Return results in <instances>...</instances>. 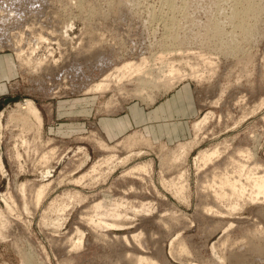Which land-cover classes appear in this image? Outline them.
Wrapping results in <instances>:
<instances>
[{
	"label": "rangeland",
	"instance_id": "obj_1",
	"mask_svg": "<svg viewBox=\"0 0 264 264\" xmlns=\"http://www.w3.org/2000/svg\"><path fill=\"white\" fill-rule=\"evenodd\" d=\"M36 1L0 0V35L7 37L21 28L27 15L25 25L29 21L34 30L26 31L21 43L29 48L38 33L49 40L40 42L31 54L34 61L45 62L34 72L32 66L18 60L12 45L0 50V264H24L26 259L32 264H132L136 255L152 258L158 264H264V248L263 257L252 255L253 263L248 260L252 256L235 262L231 254L242 247L246 249L243 245L251 244V240L254 246L263 247L264 217L259 210L264 209V201L251 200L246 192L235 204L232 198H215L211 193L215 189L210 188L216 183L211 181L214 173L227 169L232 175L226 156L235 157L255 176L264 174V0H253L257 15V19L252 18L256 21L251 20L253 34L247 37L237 30L240 38L233 51L224 50L223 41L218 40L220 45L211 31L203 30V25L216 21L225 31L232 29L228 17L231 0H43L44 7L38 13ZM167 1L175 9L169 10ZM216 7H221L227 16L220 8L214 10ZM64 23L70 29L63 28ZM66 29L68 35L64 36ZM164 29L175 34L176 42L169 40V31ZM86 42L90 46L87 51ZM91 48L108 59L92 65ZM81 49L83 53L79 54ZM162 53L180 68L187 69V63L198 64L194 69L198 77H186L169 91L159 81L153 85L144 80L143 84L134 78L132 82L124 80L119 85L121 89L117 88L120 91L112 88L102 95L72 91L82 81L99 78L101 69H111L123 60L138 61L144 57L155 68V64L160 65L157 55ZM73 63H80L83 72L72 71L69 65ZM43 76L46 85L33 81ZM48 85H52L53 95L43 92ZM178 86H182L180 98L187 104L188 122L182 124L185 133L180 134L184 140L158 142L140 130H132L121 138H115L116 134L106 137L104 119L120 115L132 102L149 106L153 101L146 98L158 100ZM138 87L146 92L142 96L144 102L129 93ZM109 98L112 103L107 106ZM26 99L40 110L42 125L30 120L20 126L9 120L10 112L17 108L15 103ZM177 109H182V105ZM204 117L195 139L187 142L194 138V121ZM92 131L111 148L96 147L89 139ZM134 134L142 138L140 143L112 148L116 141ZM146 137L149 142L144 141ZM179 143L183 149L177 148ZM48 148L54 150L50 152ZM214 149L217 153L211 162L203 165L197 161L200 150L210 153ZM46 150L51 159L43 167L40 155ZM179 150H184L183 157L175 161L170 152ZM141 164L147 165L146 172L132 173ZM81 175L84 179L78 182ZM240 181L245 182L244 177ZM21 183H27L24 195L18 189ZM41 185L46 186L44 195L36 204L32 192ZM178 186L183 189L176 194ZM96 200H101L105 209L118 204V226L101 228L87 222ZM59 203L66 204L62 211L55 210ZM79 238L80 245L75 247Z\"/></svg>",
	"mask_w": 264,
	"mask_h": 264
},
{
	"label": "bare ground",
	"instance_id": "obj_2",
	"mask_svg": "<svg viewBox=\"0 0 264 264\" xmlns=\"http://www.w3.org/2000/svg\"><path fill=\"white\" fill-rule=\"evenodd\" d=\"M4 1V0H3ZM49 0H47V2H48ZM55 1V0H54ZM53 1V2H54ZM128 1V0H127ZM169 1V0H168ZM167 1V3H168V6H169V10H170V8H172V7H174L173 5V3L171 2V3H169ZM209 1V0H208ZM212 1V0H211ZM218 1V0H217ZM228 1H230V0H228ZM232 1V7L230 8V12H229V15H228V17H229V23L232 25V26H230V27H232V29L230 30V31H225L221 26H220V22L218 23V21H216V22H210L211 24L209 25V23L207 24V26L205 27L204 25H203V27L205 28V29H203V30H206L208 33L211 31L212 32V34H213V36H216L217 37V41L218 40H220V42L221 41H223L222 43H223V45L226 47H224V50L225 49H230L231 50V48H232V51H233V48H235V46L238 44V38H240L239 36H237V34H236V31L238 30V31H240V32H242V34H244V35H246L247 37L248 36H251L252 34H253V29L255 28V27H253V24L251 23V20H252V18L254 17V16H257L256 14H255V10H256V5L254 4V2L255 1H253V0H231ZM230 1V2H231ZM36 2H38V4H39V7L38 8H35V11L38 13V12H40L39 10H42L43 9V7H44V5H43V0H37ZM59 2V1H58ZM72 2V1H71ZM107 2V1H106ZM131 2V1H130ZM185 2V1H184ZM187 2H188V0H187ZM219 2V1H218ZM226 2H227V0H226ZM60 3V2H59ZM69 3V2H68ZM109 3V2H108ZM111 3V2H110ZM109 3V4H110ZM136 3V2H135ZM203 3V2H202ZM209 3V2H208ZM214 2H212V4H213ZM217 3V2H216ZM215 3V4H216ZM223 3H224V1H223ZM63 4V3H62ZM81 4V3H80ZM90 4V3H89ZM107 4V3H106ZM109 4L107 5V6H109ZM123 4V3H122ZM130 4H132V3H130ZM173 4V5H172ZM218 4V3H217ZM78 5H79V3H78ZM111 5H112V3H111ZM187 5V4H186ZM186 5H185V7H186ZM191 5V4H190ZM207 5V4H206ZM219 5V4H218ZM217 5V6H218ZM0 6H1V4H0ZM65 6H67V5H65ZM81 6V5H80ZM117 6H119V5H117ZM196 6V5H195ZM210 6V5H209ZM46 7V6H45ZM82 7V6H81ZM96 7V6H95ZM99 7V6H98ZM166 7V6H165ZM176 7V6H175ZM175 7L173 8V9H175ZM183 7V6H182ZM192 7V6H191ZM198 7H199V5H198ZM64 8V7H63ZM67 8V7H66ZM112 8H114V7H112ZM179 8V7H178ZM177 8V9H178ZM181 8V7H180ZM220 9H221V7H219ZM219 8H215L214 10H218ZM65 9V8H64ZM94 9V8H93ZM97 9V8H96ZM153 9V8H152ZM172 9V10H173ZM204 9V8H203ZM206 9V8H205ZM219 9V10H220ZM257 9H259V8H257ZM84 10V9H83ZM89 10V9H88ZM91 10V9H90ZM108 10V9H107ZM126 10V9H125ZM191 10V8H189V11ZM222 10V9H221ZM227 10V9H226ZM225 10V11H226ZM85 11V10H84ZM104 11V10H103ZM210 11V10H209ZM224 10H222L221 12L222 13H225V12H223ZM110 12V11H109ZM108 12V13H109ZM117 12V11H116ZM115 12V13H116ZM163 12V11H162ZM172 12V11H171ZM187 12V11H186ZM213 12V11H212ZM216 13H217V11H215ZM219 12V11H218ZM79 13V12H78ZM85 13V12H84ZM83 13V14H84ZM101 13V12H100ZM151 13H152V11H151ZM155 13V12H154ZM173 13V12H172ZM214 13V12H213ZM222 13L220 14V15H222ZM257 13H258V11H257ZM89 14V13H88ZM114 14V13H113ZM117 14H119V12H117ZM153 14V13H152ZM171 14V13H170ZM174 14V13H173ZM182 14V13H181ZM191 14V13H190ZM206 14V13H205ZM227 13H225V15H226ZM82 15V14H81ZM101 15H102V13H101ZM166 15V14H165ZM179 15V14H178ZM184 15V14H183ZM182 15V16H183ZM186 15V14H185ZM211 15V14H210ZM85 16V15H84ZM83 16V17H84ZM98 16V15H97ZM227 16V15H226ZM155 17V16H154ZM166 17V16H165ZM186 17V16H185ZM215 17V16H214ZM227 17V18H228ZM250 17V18H249ZM64 18V17H63ZM89 18V17H88ZM153 18V17H152ZM160 18H162V17H160ZM202 18V17H201ZM205 18V17H204ZM213 18V17H212ZM211 18V19H212ZM254 18H256V17H254ZM26 19H28V17H27V15H25L24 16V22L22 23V27L21 28H19L18 30H15L11 35H9V36H5V34L3 33V34H1L0 35V50L2 49L3 50V48H7V46H11L12 45V48L13 49H11L12 51L13 50H15V55H16V57L18 58V60H20V61H22L23 63H25L26 65H30V66H32L33 67V69H32V71L34 72V71H36L38 68H41L42 66H43V64L45 63L42 59H38L37 61H34L35 59H32L31 58V54H33L34 52H35V49L36 48H38V46H39V43L40 42H43V41H45V42H47V40H48V38L47 37H45L42 33H38L37 34V36H35V38L33 39V41H32V45L30 46V44H29V48H27L26 46L27 45H25V44H23V43H21V42H23V40H24V38H25V32L26 31H30V29H32V30H34L31 26V24H30V22L28 21V23L25 25V23H26ZM35 19H39V18H35ZM80 19V18H79ZM87 19V18H86ZM171 19V18H170ZM174 20H175V18H173ZM210 19V20H211ZM249 19V20H248ZM257 19V18H256ZM172 20V19H171ZM174 20H172V21H174ZM206 20H208V19H206ZM224 20V19H223ZM248 20V21H247ZM255 20V19H254ZM254 20H252L253 22H254ZM170 21V20H169ZM192 21V20H191ZM226 21V20H225ZM256 21V20H255ZM65 22V21H64ZM162 22V21H161ZM165 22V21H164ZM209 22V21H208ZM222 22V21H221ZM69 23V22H68ZM68 23L67 24H65L64 26H63V28H67L69 25H68ZM72 23V22H71ZM71 23H70V25H71ZM87 23H88V21H87ZM92 23V22H91ZM172 23V22H171ZM186 23V22H185ZM206 23V22H205ZM204 23V24H205ZM260 23V22H259ZM166 24L169 26V23H167L166 22ZM197 24V23H196ZM203 24V23H202ZM162 25H163V23H162ZM165 25V24H164ZM166 25V26H167ZM172 25V24H171ZM228 25V24H227ZM92 26V25H91ZM167 26V27H168ZM176 26V25H175ZM256 26H257V24H256ZM93 27V26H92ZM170 27V26H169ZM225 27V26H224ZM172 28V27H171ZM228 28V27H227ZM69 29H70V26H69ZM173 29H175V28H173ZM181 29V28H180ZM179 29V30H180ZM165 30V29H164ZM178 30V31H179ZM52 31H53V29H52ZM66 31H67V29L66 30H64L63 31V33H64V36H67L68 34L66 33ZM165 31H169L168 29L167 30H165ZM258 31V30H257ZM60 32L62 33V31L60 30ZM87 32V31H86ZM170 32H171V30L168 32V35L167 36H169V40L171 41H173V40H175V42H176V40L177 39H175V34H174V36L173 35H171L170 34ZM189 32V31H188ZM199 32V31H198ZM91 33V32H90ZM191 33V32H190ZM202 33V32H201ZM205 33V32H204ZM238 33V32H237ZM86 33H84V35H85ZM240 34V33H239ZM61 36H62V34H60ZM93 35V34H92ZM162 35H163V33H162ZM205 36H207L206 34H204ZM191 36V35H190ZM243 36V35H242ZM4 37H6L5 39H1V38H4ZM84 37V36H83ZM88 37V36H87ZM90 37H92L91 36V34H90ZM176 37H177V35H176ZM179 37H181V36H179ZM185 37V36H184ZM197 37V36H196ZM207 37H209V36H207ZM255 37V36H254ZM160 38V37H159ZM162 38V37H161ZM165 38H166V36H165ZM190 38V37H189ZM199 38V37H198ZM203 38V37H202ZM213 37H211L210 39H212ZM242 38V37H241ZM88 39V38H87ZM182 39V38H181ZM205 39V38H204ZM244 39V38H243ZM185 40V39H184ZM194 40V39H193ZM247 40V39H246ZM256 40V39H255ZM49 41V40H48ZM82 41H84V40H82ZM157 41V40H156ZM187 41V40H186ZM214 41V40H213ZM252 41H253V37H252ZM88 42V41H87ZM87 42H86V46L84 47V45H83V47L86 49V51H87V48L86 47H88L89 46V43L87 44ZM93 42V41H92ZM180 42V41H179ZM182 42V41H181ZM180 42V43H181ZM184 42V41H183ZM190 42H191V39H190ZM207 42H209V41H207ZM214 42H216V40L214 41ZM219 42V41H218ZM219 42V44L220 45H222V43H220ZM241 42V41H240ZM21 43V44H20ZM44 43V42H43ZM94 43V42H93ZM161 43V42H160ZM168 43V42H167ZM248 43V42H247ZM95 44V43H94ZM97 44V43H96ZM164 44V43H163ZM178 44V43H177ZM190 44V43H189ZM202 44V43H201ZM215 44V43H214ZM249 44V43H248ZM24 45V46H23ZM41 45V44H40ZM91 46H92V44H90ZM154 45V44H153ZM182 45V44H181ZM196 45V44H195ZM205 45H207V44H205ZM81 46V45H80ZM96 46V45H95ZM97 46H100V45H97ZM90 47V46H89ZM93 47V46H92ZM155 47V46H154ZM160 47V46H159ZM200 47V46H199ZM198 47V48H199ZM202 47V46H201ZM208 47V46H207ZM206 47V48H207ZM220 47V46H219ZM218 47V48H219ZM244 47V46H243ZM203 48V47H202ZM217 48V49H218ZM222 48V47H221ZM237 48V47H236ZM239 48V47H238ZM241 48V47H240ZM9 49V48H8ZM83 49V48H82ZM81 49V50H82ZM92 49V48H91ZM90 49V50H91ZM95 49V48H94ZM98 49V48H97ZM100 49V48H99ZM168 49V48H167ZM176 49V48H175ZM179 49H181V48H179ZM204 49V48H203ZM212 49V48H211ZM220 49V48H219ZM81 50H80V52H78L79 54L80 53H83V50H82V52H81ZM89 50V49H88ZM164 50V49H163ZM216 50V49H215ZM228 50H227V52H228ZM234 50H236V49H234ZM241 50H242V48H241ZM92 51H93V49H92ZM218 51V50H217ZM240 51V50H239ZM14 52V51H13ZM91 52V51H90ZM90 52L88 53V54H90ZM94 52H96L97 54L95 55H93V53ZM157 52V51H156ZM164 52V51H163ZM182 52V51H181ZM222 52V51H221ZM245 52V51H244ZM102 53V52H101ZM101 53H99L97 50H94L92 53H91V55H88V56H91V59H90V61H93L92 62V65H94V64H96V63H98V64H101V63H103L104 62V59H108V58H106V57H104V55L102 54L101 55ZM161 53V52H160ZM172 53V52H171ZM174 53V52H173ZM172 53V54H173ZM224 53V52H223ZM234 53V52H233ZM232 53V54H233ZM246 53V52H245ZM51 54V53H50ZM86 54V53H85ZM100 54V55H99ZM157 54V53H156ZM166 54H170V51L169 52H167ZM175 54H176V52H175ZM226 54V53H225ZM236 54V53H235ZM248 54V53H247ZM84 54H82V56H83ZM87 55V54H86ZM167 55V56H168ZM230 55V54H229ZM250 55V54H249ZM74 56V55H73ZM72 56V57H73ZM79 56H81V55H79ZM88 56L86 57L85 56V58H88ZM152 56V55H151ZM157 56H159V57H157ZM156 57H157V60H159V66H157L156 67V64H155V68H154V66H152L151 65V67L148 65V60H146L144 57H141V59L140 60H138V61H131V60H123L122 62H118V63H116L115 65H113L112 67H111V69H108V68H106V70L105 69H101V72H103L101 75H100V77L99 78H97V79H91V81L89 80V81H87V82H85V81H82L81 83H80V85H79V87L77 88V89H75V90H72V91H74V92H76V93H85V94H89V93H92V94H95V93H99V94H104V93H106V92H108V91H110V90H112V88L113 89H117V88H120L121 86H122V82L125 80H130L131 82H132V80H133V78H134V81L135 80H141V81H139V83L140 82H146V81H149V82H151L152 81V83L153 82H157V81H159L160 82V86H162V88H164L165 89V91H169L171 88H173L174 86H176L178 83H180L182 80H184L186 77H198V73H197V71H195L194 69L198 66V64L196 65V66H194L193 64H190V63H187V69H184V68H180L179 66H176L175 64L176 63H173V61H169L165 56H164V54L162 53V55L161 54H159V55H157ZM75 57V56H74ZM155 57V56H154ZM242 57V56H241ZM75 58H77V57H75ZM80 58V57H79ZM237 58V57H236ZM243 58V57H242ZM74 59V58H73ZM73 59H71V60H73ZM81 59V58H80ZM89 59H84V60H86V61H89ZM154 59H156V58H154ZM250 59H251V57H250ZM70 60V61H71ZM78 60V59H77ZM75 61V59H74V61L75 62H78V61ZM82 60H83V58H82ZM175 60V59H174ZM207 60V59H206ZM240 60V59H239ZM246 60H248L249 61V58L248 59H246ZM252 60V59H251ZM85 61V62H86ZM204 61V60H203ZM241 61V60H240ZM247 61V62H248ZM34 62V63H33ZM73 62V61H72ZM155 62V61H154ZM176 62V61H175ZM239 62V61H238ZM242 62V61H241ZM250 62V61H249ZM84 63V62H83ZM156 63V62H155ZM205 63H207V62H205ZM150 64V63H149ZM152 64H154V63H152ZM245 64V63H244ZM248 64V63H247ZM19 66H21L20 65V63L18 64ZM207 65H209V66H211V62H209L208 61V64ZM29 66V67H30ZM242 66V65H241ZM69 67H70V69L72 70V71H74L75 73H79V72H83L82 71V67H81V65H80V63L78 64H74L73 63V65H69ZM24 67H22V68H18V69H23ZM28 68V67H27ZM49 68V67H48ZM45 69H47L46 67H45ZM192 69V70H191ZM25 70H23V72H24ZM31 71V72H32ZM47 71H48V69H47ZM51 71H52V69H51ZM50 71V72H51ZM54 71V70H53ZM52 71V72H53ZM156 71V75H154L153 74V72H155ZM22 72V71H21ZM20 72V73H21ZM28 72V71H27ZM30 72V73H31ZM52 74V73H51ZM50 73H49V75H51ZM64 77H65V70H64ZM48 75V74H47ZM55 76H57V74H55ZM138 78H137V77ZM49 76H47V78H48ZM63 77V78H64ZM136 77V78H135ZM45 78H46V76H43V77H41V78H39L38 80L36 79V80H33V81H35L36 83H37V85H39V86H42V85H46L47 83H46V81H45ZM52 79L54 80V77H52ZM144 80H146V81H144ZM34 83V82H33ZM134 83V82H133ZM54 84L55 85H57L58 86V82H54ZM123 84H124V82H123ZM127 84V83H126ZM128 84H129V82H128ZM131 84V83H130ZM144 84V83H143ZM147 84H148V82H147ZM157 83H153V85H156ZM32 85H35V84H32ZM119 85H121V86H119ZM137 85V84H136ZM141 85V84H140ZM49 86V88H47V89H44V93H46L47 95H50V94H52V93H55V91H51V87H52V85H48ZM118 86V87H117ZM146 86V85H145ZM136 88H137V86H136ZM134 89V90H130L129 91V93L131 94V96L133 97V99H140V101H142V102H144V100H145V98L143 97L142 98V96L144 95V93H146V92H144V90L143 89H141L140 87H138V88H140V89ZM157 88V87H156ZM121 89V88H120ZM124 89V88H123ZM122 89V91H123V93H126V92H124V90ZM81 90H83L82 92H78V91H81ZM117 90H119V89H117ZM160 90V89H159ZM51 91V92H50ZM120 91V90H119ZM126 91V90H125ZM123 93H122V95H123ZM148 94V93H147ZM152 94V93H151ZM53 95V94H52ZM127 95H128V93H127ZM154 95V94H153ZM163 95V94H162ZM149 96V95H148ZM147 96V97H148ZM114 97V96H113ZM150 97V96H149ZM146 98V99H148L149 100V102H150V99H151V101H156V100H153V98ZM154 97V96H153ZM146 103V104H151V103H153V102H151V103ZM110 103H112V100H111V98H109L108 100H107V106L110 104ZM16 104V106H17V108H16V110H14L12 113L10 112V114H9V120L10 121H15V122H19L18 123V125L21 123H23L25 126H26V124H28V122L31 120V121H34V123L37 125V126H39V125H42L41 123H42V116H41V113H40V110L39 109H37V107L35 106V104L33 103V101L32 100H28V99H26V100H24V101H21V102H16L15 103ZM120 107H121V110H122V108H123V106L122 105H120ZM97 111V110H96ZM109 114V113H108ZM205 118L206 117H204V118H202V119H200V120H195L194 121V123H193V125H192V127H193V129H194V138H191V139H189L187 142H191V141H193L194 139H195V137H196V134H195V132L197 131V130H199L200 129V126L202 125V123H203V121L205 120ZM21 124H20V126H21ZM34 126V125H33ZM20 129H22V127H20ZM23 130V129H22ZM96 133V134H95ZM143 136V135H142ZM89 139L92 141V143L94 144V145H96V147H98V148H105V149H109V148H111V146H109V145H107V143H105L104 142V140H103V138H101L100 136H98L97 135V132H95V131H92V133H91V135H90V137H89ZM144 140V139H143ZM25 141V140H24ZM53 141V140H52ZM142 141V138L141 139H139V137H137V135L136 134H134V135H127V136H125V137H123L122 139H120V140H118V141H116L115 143H114V145L112 146V148H114L115 150H116V148L117 147H119V146H121V145H124V146H130V145H133V144H135V143H140ZM144 141H146V142H149V138L148 137H146V139L144 140ZM47 142H48V144L50 145L51 144V141L50 140H47ZM24 143V142H23ZM47 144V145H48ZM123 146V147H124ZM121 148H122V146H121ZM125 148V147H124ZM177 148H179V149H183V145H182V143H179V144H177ZM48 149H50L49 151L50 152H52V149L53 148H48ZM54 149H55V147H54ZM53 149V150H54ZM126 149V148H125ZM128 149V148H127ZM171 150V149H170ZM46 153H42L41 155H40V162H42L43 164H42V166L44 165H46L45 163H48V162H50V160L49 159H51V155H49L48 154V151L46 150L45 151ZM170 152V151H169ZM183 152H184V150H179L178 152H176V153H174L173 151H171L170 153V155L172 156V159L173 160H175V161H177V159H179V158H182L183 157ZM217 153V151H216V149H214L212 152H208V150H200L199 152H198V154H197V157H196V159H197V161L200 163V164H203V165H206L207 163H209V162H211L212 160H213V156L215 155ZM55 154V153H54ZM54 156V155H53ZM227 157V158H226ZM225 158V161L226 162H229V163H231V169H232V175H231V172L228 174V171H227V169L225 170V171H221V173L220 174H217V175H215V173H214V171H211L212 173H214V175L212 176V180L211 181H213V182H216V183H212V184H210V188L211 189H215V191L214 192H212L211 191V193L213 194V196L215 197V198H217V199H220V200H223V199H227V200H229V199H233L234 201H235V204H236V202H238L243 196H244V194L247 192V195H249V197L250 198H252L251 200H253V199H258V198H261L263 201H264V174H262V175H253L252 174V172L250 171V170H245L244 169V166L242 165V164H240V162H239V160H237V159H234L235 157H233V156H226ZM53 158V157H52ZM125 158H127V156H125V157H123L121 160H119V162H123V159H125ZM171 158V157H170ZM174 162V161H173ZM69 164V163H68ZM81 164V161L78 163V166ZM71 165H73V163L71 164ZM77 165V164H76ZM43 166V167H44ZM47 166H48V164H47ZM46 166V167H47ZM75 166V165H74ZM76 167V166H75ZM92 167V166H91ZM147 167V165L146 164H141V165H138V166H136L134 169H132V173H137V174H142V173H145L146 172V168ZM0 168L2 169V163H1V161H0ZM213 168H215V167H212V169ZM47 169V168H46ZM93 169H94V167H93ZM230 171V170H229ZM50 171L49 170H46V173H49ZM87 172H89V170L87 171ZM86 172V173H87ZM223 172V173H222ZM84 175V174H83ZM83 175H81L78 179H77V181L79 182L84 176ZM181 177V174L179 175V178ZM242 177H244V180H245V182H241L240 180L242 179ZM84 179V178H83ZM76 180V179H75ZM74 181V180H73ZM77 181H75V182H77ZM27 183H21V184H19V191L21 192V194L22 195H24V192H25V187L27 186L26 185ZM45 185H48V183H45ZM45 185H41V186H39L38 188H36L35 190H33V192H32V196H33V199H34V202L37 204V203H39V201L41 200V198L43 197V195H44V191H45ZM182 189H183V187L182 186H178L177 188H176V190H175V193L176 194H179V193H181V191H182ZM2 197H3V195H2ZM9 198H11V197H9ZM56 204V203H55ZM60 204H62V205H60ZM51 205H54V202H52L51 203ZM65 203H64V205H63V203H59L58 204V206H56V208H55V210H57V211H62L63 209H64V207H65ZM114 207H110V208H103L104 207V205H103V203H102V201L101 200H96L95 202L93 201V204H92V206H91V210H90V215H89V217L87 218V222H90L91 224H93L95 227H101V228H112V227H116V226H118V225H116V222H115V218H118V217H120V214H119V212H117V206H118V204H116V203H114ZM52 207H55V206H52ZM54 210V209H53ZM259 214L261 215V216H263L264 217V209H260L259 210ZM121 226V225H120ZM262 232V231H261ZM263 233V232H262ZM264 234V233H263ZM248 236V235H247ZM123 239H126L125 237H122ZM250 238L252 239V237L250 236ZM80 238L79 239H77V245H75V247L76 246H79L80 245ZM250 239H247L246 241H249ZM245 241V242H246ZM173 242L174 241H171V244H173ZM250 242H252L251 244H249V245H247L246 243V245H243V246H245V248L246 249H244L243 247H242V249H241V251L239 250H237V252H233V253H231V254H233V256H232V259L234 258V260H235V262H238V261H244L245 259H248L250 256H252V255H254L255 257L257 256V259H258V257H260L259 255H261L262 254V251L264 250H262V248H264V245H263V247H261V243H260V247H261V249L258 247V244L256 245V246H254V244H253V242L254 241H250ZM248 243V242H247ZM179 246H180V244H179ZM180 248V247H179ZM181 248L183 249V246L181 245ZM180 248V251L182 250ZM244 249V250H243ZM263 255V254H262ZM261 255V257H263ZM231 255H229V257H230ZM231 258V257H230ZM231 259V262L232 261H234V260H232ZM251 259H254L253 258V256L252 257H250L248 260L250 261ZM130 260H131V258H130ZM248 260H246L248 263H249V261ZM245 261V262H246ZM25 262H26V264H32V261L31 260H29V259H26V261H24V264H25ZM131 262H132V264H158L156 261H154V260H152V258H149V257H144V256H140V255H136V256H134L133 258H132V260H131ZM130 262V263H131ZM235 262H233V263H235ZM251 262V261H250ZM106 264H107V262H105ZM241 263V262H240ZM251 263H253V262H251ZM255 263V262H254ZM108 264H111V263H108ZM193 264H196V263H193ZM236 264H238V263H236Z\"/></svg>",
	"mask_w": 264,
	"mask_h": 264
},
{
	"label": "crops",
	"instance_id": "obj_3",
	"mask_svg": "<svg viewBox=\"0 0 264 264\" xmlns=\"http://www.w3.org/2000/svg\"><path fill=\"white\" fill-rule=\"evenodd\" d=\"M181 92L182 86H178L149 106L134 102L126 104L120 115L103 120L102 129L106 137L116 134L115 138H121L132 130H140L151 140L158 142L184 140L180 134L181 131L182 134L185 133L182 124L188 122V113H185L187 104L185 100H181ZM190 104L194 105L192 102ZM181 105L183 111L177 109ZM120 127L121 131L118 130Z\"/></svg>",
	"mask_w": 264,
	"mask_h": 264
}]
</instances>
